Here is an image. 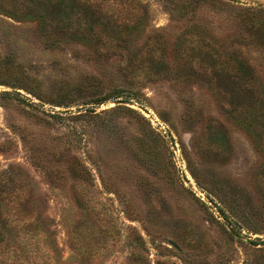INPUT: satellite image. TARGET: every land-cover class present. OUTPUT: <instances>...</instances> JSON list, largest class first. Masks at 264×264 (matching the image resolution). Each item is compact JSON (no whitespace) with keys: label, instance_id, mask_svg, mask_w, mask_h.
Listing matches in <instances>:
<instances>
[{"label":"rangeland","instance_id":"rangeland-1","mask_svg":"<svg viewBox=\"0 0 264 264\" xmlns=\"http://www.w3.org/2000/svg\"><path fill=\"white\" fill-rule=\"evenodd\" d=\"M9 168L0 264H264V0H0Z\"/></svg>","mask_w":264,"mask_h":264},{"label":"trees","instance_id":"trees-1","mask_svg":"<svg viewBox=\"0 0 264 264\" xmlns=\"http://www.w3.org/2000/svg\"><path fill=\"white\" fill-rule=\"evenodd\" d=\"M218 77L217 79H224L228 83H232V88L235 89L236 87V79L234 73H224V75L221 78V74H223V66L219 65V68L216 72ZM228 74V75H227ZM251 81L248 79L245 84H240L241 92L244 93L243 90L248 91V93L251 92ZM111 95L102 97L100 99H96L95 103H100L104 101L105 99H108ZM64 99H58L54 102L56 104H63L67 101H63ZM79 163V161H78ZM77 163V164H78ZM81 166V165H80ZM16 171L13 168H9L7 170H3L0 172V245L4 244L5 247L9 246V243L12 241V235L11 233L15 231L13 225L11 224L12 219L10 215L8 214V209L11 205H22L24 204L22 200V197H20L21 188L22 185L17 186V184H20L19 181L16 179ZM7 211H6V209Z\"/></svg>","mask_w":264,"mask_h":264}]
</instances>
